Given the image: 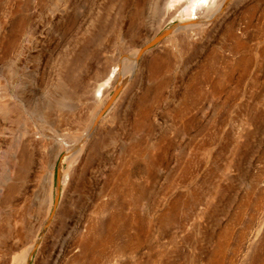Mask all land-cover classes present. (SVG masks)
<instances>
[{"label":"rangeland","instance_id":"1","mask_svg":"<svg viewBox=\"0 0 264 264\" xmlns=\"http://www.w3.org/2000/svg\"><path fill=\"white\" fill-rule=\"evenodd\" d=\"M170 1L0 0V264H264V0L193 32ZM114 139L133 196L107 232ZM61 206L83 217L59 255Z\"/></svg>","mask_w":264,"mask_h":264},{"label":"bare ground","instance_id":"2","mask_svg":"<svg viewBox=\"0 0 264 264\" xmlns=\"http://www.w3.org/2000/svg\"><path fill=\"white\" fill-rule=\"evenodd\" d=\"M231 0H171L169 3L170 7L176 8V13H178V16L182 17L184 22L183 25H180L181 28H185L189 32H193L196 29H199L203 27L206 22H209L208 19L212 18H222L227 10H229ZM233 2V1H232ZM234 4V3H233ZM231 6V5H230ZM174 14L170 16L172 18ZM179 17V18H180ZM117 70L113 71V73L109 76V80L106 82H110L112 79H114ZM104 86V85H103ZM106 86V85H105ZM102 88V87H101ZM100 88V89H101ZM103 89V88H102ZM90 134L85 137L84 140H82L81 143L78 145H71L67 146V155L64 158V160L61 163L60 170H59V177H60V186L63 188H66L68 180L75 175V173L78 170V164L81 159V154L84 151V145L87 140H89ZM115 147L112 153H115L116 156L113 154V165L110 166L109 171L106 173V178L103 181L102 188H98L96 190L97 200L99 197H105L106 195H109V198L107 199V202H104L102 206H100L99 211L95 212L96 219L99 217H103L107 223V232H110V230L114 227V225L119 221L120 215L118 212V207L120 205H130L132 201V191L131 189H119L121 185H125L128 187L130 185L129 177L130 172L128 168L127 160L125 159L126 155L130 152V147H125L124 149H118L116 146V139L112 140ZM87 144V143H86ZM61 146H56V152L60 151ZM89 154L86 158V163H88L90 166H97L100 156V144H93L89 149ZM55 152V153H56ZM55 153H52L50 162L48 164V169L46 172L45 179L42 183V195H43V201L46 203H49V201H52L53 195L51 196V186L54 179V159H55ZM130 154V153H129ZM70 163L69 170H66L65 163ZM16 167V166H15ZM100 167V166H99ZM98 167V168H99ZM105 168V164H102V169ZM102 169L99 170L98 174L102 172ZM94 170V169H92ZM94 173V172H93ZM97 173V172H96ZM20 174L22 175V178L25 176V169L20 170ZM95 174V173H94ZM104 176V175H103ZM105 177V176H104ZM98 179V178H97ZM122 182V183H121ZM63 190V189H62ZM80 189H75V193H79ZM12 191V189H10ZM59 197L62 198L61 190L59 189ZM63 201L65 200V194ZM108 197V196H107ZM59 199V198H58ZM60 201V199H59ZM52 203V202H51ZM58 209V220H59V240H60V254L64 253L66 249L71 248L70 240L72 238H76L82 233V222L81 219L83 217V212H75L74 208L71 206V208H64L59 207ZM77 213V215H75ZM74 219V220H73ZM71 220H73L71 222ZM119 226V225H117ZM118 229V228H117ZM116 229V230H117ZM115 230V231H116ZM114 231V232H115ZM97 231L91 226L89 229L88 234L93 238V240H97L96 236ZM113 234V233H112ZM100 240V239H99ZM74 241V240H72ZM98 241V240H97ZM90 241H87L86 244L82 246L83 251H89L91 249V246L88 244ZM96 242V241H95ZM91 243V242H90ZM94 242H92L93 244ZM94 245V244H93ZM71 246V247H70ZM59 263V256L55 260V264Z\"/></svg>","mask_w":264,"mask_h":264}]
</instances>
